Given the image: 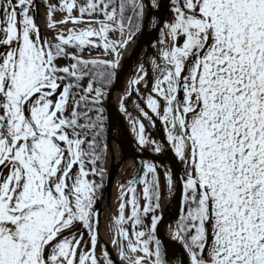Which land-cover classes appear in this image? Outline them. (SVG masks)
I'll list each match as a JSON object with an SVG mask.
<instances>
[{
	"label": "snow or ice",
	"instance_id": "1",
	"mask_svg": "<svg viewBox=\"0 0 264 264\" xmlns=\"http://www.w3.org/2000/svg\"><path fill=\"white\" fill-rule=\"evenodd\" d=\"M162 7L0 0V264H172L157 210L178 185L176 264H264V0H168L167 19ZM146 17L157 50L120 108L140 150L167 148L182 170L137 160L109 213L113 256L100 232L104 102ZM158 121L166 143L146 131Z\"/></svg>",
	"mask_w": 264,
	"mask_h": 264
},
{
	"label": "water",
	"instance_id": "2",
	"mask_svg": "<svg viewBox=\"0 0 264 264\" xmlns=\"http://www.w3.org/2000/svg\"><path fill=\"white\" fill-rule=\"evenodd\" d=\"M167 3L168 0H162L163 7L159 10L157 13L158 16L167 19L168 17V11H167ZM147 17H146V23L142 31H144L145 27L147 26ZM141 31V32H142ZM159 31L157 28L151 26V29L147 34L139 37L130 53V55L121 63V67L117 70L118 76L116 80L109 86V92L106 99V111H107V120H108V138L110 143V152H109V163H108V176L106 178L105 188L103 190V199L101 200L99 207L102 209V202L107 201L111 195V192L114 188V184L117 178V172L115 169V160H114V144L117 143L119 146V150L121 153V157L123 159L132 158L135 161V175L138 174V168L136 166L137 160H143L145 158L148 159H154V160H162L168 163L175 164V170L179 174L182 170V166L179 165L174 157L172 152L169 149H165L162 153H151L148 151H141L139 149H133L129 146V134L127 130V120L126 116L123 113V111L120 108V100L118 98V95H116L115 88L117 84H120L124 81V78L128 75V83L126 91L129 88V80L133 76L134 71H136L138 63L142 57L145 56V54H151L152 51L157 50L156 49V41H158L159 37ZM139 34V33H138ZM137 34V36H139ZM134 95V94H133ZM131 98H128L126 101L127 108L129 112H134V109L131 107ZM113 121H116V125L119 128V132L117 136H113L112 129H111V123ZM146 131L148 134L163 142L161 136L158 133L157 127H153L151 125H148L146 128ZM134 175V176H135ZM174 206V208H173ZM181 206V194L179 191V185L177 186V189L174 191L173 194L167 193V195L164 197V200L162 202L160 213L163 214L162 220L158 223L157 227V234L161 238V230L163 229V226L165 223H168V226L171 221L174 220V218L179 213ZM170 229V228H169ZM172 234V233H171ZM162 240V238H161ZM106 241L105 239L101 238V243ZM175 244L169 243L165 244L162 240V245L166 251V257L167 259L172 261V264H176L177 262V252L179 254V257L183 254L185 256L184 250L182 248V245L176 241ZM109 248L112 250L111 246L108 244ZM113 256H115L114 251L112 250Z\"/></svg>",
	"mask_w": 264,
	"mask_h": 264
},
{
	"label": "bare ground",
	"instance_id": "3",
	"mask_svg": "<svg viewBox=\"0 0 264 264\" xmlns=\"http://www.w3.org/2000/svg\"><path fill=\"white\" fill-rule=\"evenodd\" d=\"M155 11V10H154ZM42 23V21H39ZM151 24L148 23L147 26L145 27L144 31L140 32L138 35L136 36L135 39L133 40V42H131L128 47L126 48V50H124L123 52V56L121 58V62H123V60H125L131 53L137 39L145 34H147V32L150 31L151 29ZM148 55H151L150 53ZM144 59V57L142 59H140L139 63L142 62ZM138 63V64H139ZM127 77L128 75L125 77V81L122 82L121 84H117L116 88H115V92L116 95H118L119 99H121L123 93L125 92L126 89V84H127ZM143 87V86H141ZM135 99V94L132 96L131 98V107L134 109V105L132 103V100ZM127 117V116H126ZM116 121H113L111 123V129H112V134L113 136H117L118 134V126L115 123ZM157 130L159 135L161 136L163 142L166 143V134H165V130L163 128L162 122H157ZM127 130H128V134H129V146L133 149H138V145H137V140H136V136L135 133L132 131V125L129 122V119L127 117ZM114 160H115V169L117 172V178L115 181V185L113 188V191L111 192V195L109 197V199L107 201H103L102 202V216H101V227H100V232H101V238L105 239L106 241H109V245L111 246L110 243V237H109V233H108V221H109V213H114L117 210V206H118V192H119V183L120 182H124L126 181V177H124L127 168L132 165V161L130 160H125L121 157V153L119 151V148L117 147L116 143L114 144ZM158 164H166L165 162H161L162 160H155ZM168 191L166 186L162 188V201L164 199V197L167 195ZM174 208V206H173ZM161 238L163 240V242L165 244H169V243H173L175 246V241L172 237L171 231L169 229L168 223H165L163 226V229L161 230ZM112 248V246H111ZM113 251L115 252V250L113 249ZM179 258V254L177 252V259ZM185 259H186V254H185Z\"/></svg>",
	"mask_w": 264,
	"mask_h": 264
},
{
	"label": "rangeland",
	"instance_id": "4",
	"mask_svg": "<svg viewBox=\"0 0 264 264\" xmlns=\"http://www.w3.org/2000/svg\"><path fill=\"white\" fill-rule=\"evenodd\" d=\"M54 2H56V0H54ZM43 11H44V10H43V4H42V7H41V15H42ZM159 39H160V37H159ZM145 148H149V150L152 151V150H151V149H152V146H151V145H149V146H147V147H145ZM127 160H130V158H128ZM131 161H132V165H130V166L127 168L126 173H125V175H124V177H126L125 180L129 179L130 177L134 176V174H135L134 160L131 159ZM142 188H143V185L141 184V189H142ZM142 202H143V201H142ZM157 211H158V213H159V209H158Z\"/></svg>",
	"mask_w": 264,
	"mask_h": 264
},
{
	"label": "trees",
	"instance_id": "5",
	"mask_svg": "<svg viewBox=\"0 0 264 264\" xmlns=\"http://www.w3.org/2000/svg\"><path fill=\"white\" fill-rule=\"evenodd\" d=\"M105 116H106V112H105ZM106 123H107V116H106Z\"/></svg>",
	"mask_w": 264,
	"mask_h": 264
}]
</instances>
